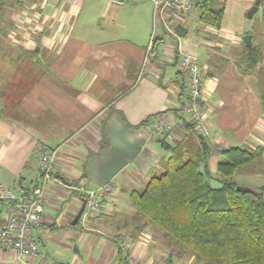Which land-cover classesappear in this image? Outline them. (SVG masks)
Wrapping results in <instances>:
<instances>
[{"label": "crops", "instance_id": "obj_1", "mask_svg": "<svg viewBox=\"0 0 264 264\" xmlns=\"http://www.w3.org/2000/svg\"><path fill=\"white\" fill-rule=\"evenodd\" d=\"M24 2L11 11L14 28L3 33L0 44V59L5 56L4 43L16 51L9 66L1 62L0 171L11 179L19 176L15 187L0 186L31 188L39 177V153L60 148L43 201V225L33 231L44 245V253L39 254L55 264L64 258L66 264H118L117 245L134 247V255L146 244L139 251L143 264L164 263L169 251L166 239L134 221L129 194L141 192L169 157L160 144L163 136L174 146L189 134L180 115L183 79L173 54L174 41L163 34L157 37L156 57L145 59L152 34L150 1L139 18L141 26L135 24L136 5L130 10L124 7L125 0L119 6L109 0ZM244 2L242 8H224L219 30L196 29L195 45L186 36L185 44L192 48L204 74V139L213 169L223 149L264 147L257 78L243 74L238 66L245 46L242 13L252 1ZM250 31L264 56V0L251 19ZM156 115L171 125L167 133L158 135L146 123ZM255 175L236 178L246 179L242 185H253L256 178L264 181V175ZM74 182L88 190L106 184L113 189L85 226L68 228L82 199L72 189ZM257 185L250 187H262ZM71 192L75 196L64 214L62 204L68 200L63 197ZM9 258L0 251V264H9Z\"/></svg>", "mask_w": 264, "mask_h": 264}, {"label": "trees", "instance_id": "obj_2", "mask_svg": "<svg viewBox=\"0 0 264 264\" xmlns=\"http://www.w3.org/2000/svg\"><path fill=\"white\" fill-rule=\"evenodd\" d=\"M7 1L0 0V44L3 33L14 28L11 11L20 9L25 3L24 0ZM222 3L220 0H192L191 11L196 13V25L219 30L224 14ZM249 34L252 35V31ZM169 39L171 41V36ZM28 53L35 55L34 51ZM238 66L243 74L256 76L264 112L261 47L253 42L250 48L244 46ZM184 88L183 82V94ZM160 115L146 123L155 124ZM181 117L189 134L174 146H170L167 137L163 136L160 144L170 153L169 157L160 171L149 177L141 192L133 190L129 194L134 221L143 223L141 227L150 226L159 231L170 243L169 262L183 253L209 264H264V186L240 193L233 181L241 174L264 173L263 167L258 168L263 148L221 150L214 176L209 166L211 151L205 139ZM212 183L217 186H211ZM76 185L77 182L71 183V186ZM79 225L77 223L73 228ZM117 247L118 264H125L124 247L122 244Z\"/></svg>", "mask_w": 264, "mask_h": 264}, {"label": "built area", "instance_id": "obj_3", "mask_svg": "<svg viewBox=\"0 0 264 264\" xmlns=\"http://www.w3.org/2000/svg\"><path fill=\"white\" fill-rule=\"evenodd\" d=\"M114 5H122L123 0H109ZM153 6L152 34L147 44L145 59L156 57L154 40L159 36L174 38L173 48L177 55V67L184 82L183 104L180 114L191 124L197 135L207 137L202 101L203 70L192 48L185 44L186 35L178 36L174 27H186L191 12L192 0H149ZM165 120L152 124L155 133H167L170 127ZM171 139V138H170ZM59 149H44L37 158L39 177L37 183L16 189L0 186V251L10 258L9 264H55L39 254L33 231L43 225V201L47 184L53 179V169ZM85 199V207L79 224L85 226L88 218L100 211V201L113 189L106 184L93 190L85 185L72 186ZM125 264H137L127 247L122 250Z\"/></svg>", "mask_w": 264, "mask_h": 264}, {"label": "rangeland", "instance_id": "obj_4", "mask_svg": "<svg viewBox=\"0 0 264 264\" xmlns=\"http://www.w3.org/2000/svg\"><path fill=\"white\" fill-rule=\"evenodd\" d=\"M220 1H223V3H222L223 8H225V9H227L229 11H231L233 8L235 9L236 6L239 7V8H242L244 6V3H245L244 2L245 0H220ZM251 1H252L253 4L251 3V5L249 7H247L246 9H243V13L242 14H245L246 15L247 11L254 5V3H255L256 0H251ZM3 3H8V1L7 0H4ZM134 5H136V8L135 9L137 10V13L135 14V19H136L135 20V24H137L138 26H141V21L142 20L139 19V18L142 17L143 11H145L146 8H147V5L150 6V4H149V1L148 0H125L124 7L129 6V9L132 10ZM0 7H2V6L0 5ZM25 13L28 16L30 14L29 11H26ZM195 14H194L193 11H191V13H190V21L191 22H189V25H187L188 26L187 27L188 33L186 34L187 39H191L193 45H195L196 43H198L196 37L194 36V31L199 28V26L196 25V19H195V16H194ZM128 19H129V17H128ZM152 21H153V11H152ZM3 40L4 39H2V41ZM253 43H254L255 46H257V41L255 39H254V42ZM3 50H4V54H5V56L4 55L3 56H4V58H7V59H4V58H1L0 59V74H1V72H3L2 69H1L2 68V63L1 62H4V66H9L8 63H9L10 58H13L14 56H16V51L14 52L13 50L9 49V46L7 45V43H4ZM173 54H176V52H175L174 49H173ZM0 78H1V75H0ZM167 125H168V127H171L170 124H167ZM1 141H2V138H0V142ZM167 155H169L168 152H167ZM263 155H264V147H263L262 155H261V158H260V166L258 168H260V167H263L264 168V157H263ZM160 169L161 168H159V170ZM259 170H263V169H259ZM210 172L215 176L216 172H215V169L212 168V166H210ZM258 175H264V173L258 174ZM258 175H255V177L258 176ZM236 177L233 178V181L237 184V186H242V187H246V188H249V189H256L254 187H250V186H254L255 184L256 185L258 184L257 186H264V181L263 182H260V181H258L259 180L258 178H256V180H255L256 183L255 184L253 183V185H251V184H249V185H242V183H244L246 181V179L243 181V178H240L239 181H238ZM18 180H19V176H16V178L11 179L10 176L5 171H0V183L4 184V186L15 187L18 184ZM52 180H50L49 183ZM240 182H242V183H240ZM48 184H47V186H48ZM211 186H214L215 187L217 185L212 183ZM76 194L78 195L79 193L77 192ZM74 196H75V194L72 193V192L70 194H65L64 195L63 199L66 198L68 200V201H66L65 203L62 204L61 210L64 212V214L68 212L70 200L73 199ZM80 196H81V198H83L82 195H80ZM68 228H73V227H69L68 226ZM34 238H35V241L37 242V245H38V251H40L41 253H44V250H43V246L44 245L39 244V242L37 241L36 236ZM165 242H166V245L168 246L169 251L166 249V252H165L166 253V259H165V262L162 263V264H165V263L166 264H175V261H177V263L179 262L178 264H209V263L203 262L202 260H200L198 258H195L192 255H188V256H186L185 254L183 255V253L181 254L180 257L174 256V258L171 260V262H169V258H170L169 257V252H170L171 246H170V243L167 242V240H165ZM145 245L146 244H143V245H141V247H144L145 248L146 247ZM75 247L76 246L74 245L72 247V250L70 251V256L71 257L74 256V249H75ZM141 247L132 256H133V258L135 260H138V261H140L143 264L144 263V262H142L143 261V258H142L143 256L139 252L142 249ZM133 248L134 247L130 246V249L131 250H133ZM131 250H130V252H132ZM156 258H158V260L156 259L155 261L160 262V259H159L160 256H156ZM66 262H67V258H64L58 264H66Z\"/></svg>", "mask_w": 264, "mask_h": 264}, {"label": "water", "instance_id": "obj_5", "mask_svg": "<svg viewBox=\"0 0 264 264\" xmlns=\"http://www.w3.org/2000/svg\"><path fill=\"white\" fill-rule=\"evenodd\" d=\"M260 4H261V0H256L254 5L247 11V13L245 15L246 19L244 21V35L242 37V42L247 48H250L252 45V36L249 34L251 19H252L253 15L258 11ZM175 31H176L177 35L180 37L185 36L187 33V29L185 27L180 26V25L175 27ZM57 178L60 179L61 181H63L64 183H66L64 181L63 177L57 176ZM236 191L240 192V193H248V192H250V189L246 188V187H242V186H237ZM84 207H85V199L82 198L81 199V206L70 222L71 227L76 226L77 223L79 222V219L83 213Z\"/></svg>", "mask_w": 264, "mask_h": 264}, {"label": "bare ground", "instance_id": "obj_6", "mask_svg": "<svg viewBox=\"0 0 264 264\" xmlns=\"http://www.w3.org/2000/svg\"><path fill=\"white\" fill-rule=\"evenodd\" d=\"M174 33H176V31H175V27H174ZM176 34H177V33H176ZM150 37H151V36H150ZM171 39L174 41V38H173V37H171ZM149 41H150V40H149ZM156 41H157V39L154 40V45H153V46H154V51H156V47H155V46H156Z\"/></svg>", "mask_w": 264, "mask_h": 264}]
</instances>
